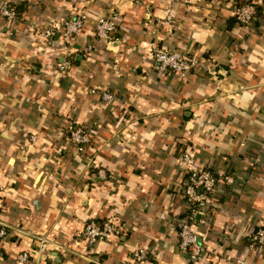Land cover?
<instances>
[{"label": "clouds", "instance_id": "1", "mask_svg": "<svg viewBox=\"0 0 264 264\" xmlns=\"http://www.w3.org/2000/svg\"><path fill=\"white\" fill-rule=\"evenodd\" d=\"M0 264H264V0H0Z\"/></svg>", "mask_w": 264, "mask_h": 264}]
</instances>
